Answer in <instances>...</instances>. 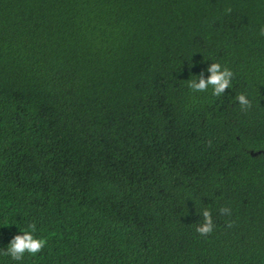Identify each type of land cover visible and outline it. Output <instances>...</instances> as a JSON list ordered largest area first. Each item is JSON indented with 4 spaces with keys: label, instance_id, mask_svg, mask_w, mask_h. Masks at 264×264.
I'll return each instance as SVG.
<instances>
[{
    "label": "trees",
    "instance_id": "16d2710c",
    "mask_svg": "<svg viewBox=\"0 0 264 264\" xmlns=\"http://www.w3.org/2000/svg\"><path fill=\"white\" fill-rule=\"evenodd\" d=\"M28 224L0 264H264V0H0V249Z\"/></svg>",
    "mask_w": 264,
    "mask_h": 264
},
{
    "label": "clouds",
    "instance_id": "9594fccd",
    "mask_svg": "<svg viewBox=\"0 0 264 264\" xmlns=\"http://www.w3.org/2000/svg\"><path fill=\"white\" fill-rule=\"evenodd\" d=\"M207 72L209 73L207 78L195 76L196 78L188 80V87L193 91H204L211 85L213 86V94L217 96L222 94L226 88H230L233 76L230 69H221L220 64L212 63L208 66ZM235 99L242 109L250 105V100L243 93L238 94ZM203 215L205 223L198 228V231L201 234H206L211 232L212 224L207 209L204 210ZM3 224L16 226L15 223L8 219H5ZM35 230L36 226L34 224H28L25 228L18 229L16 234L8 241L6 247L0 249V256H8L14 261L21 260L25 254L35 257L46 244L45 237L33 235Z\"/></svg>",
    "mask_w": 264,
    "mask_h": 264
}]
</instances>
